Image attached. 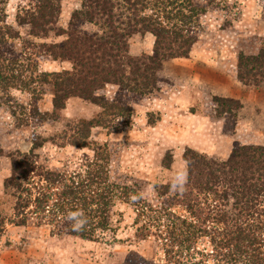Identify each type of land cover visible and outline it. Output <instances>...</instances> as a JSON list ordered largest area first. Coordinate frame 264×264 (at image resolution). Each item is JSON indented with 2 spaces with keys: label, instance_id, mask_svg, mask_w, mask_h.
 Segmentation results:
<instances>
[{
  "label": "rangeland",
  "instance_id": "obj_1",
  "mask_svg": "<svg viewBox=\"0 0 264 264\" xmlns=\"http://www.w3.org/2000/svg\"><path fill=\"white\" fill-rule=\"evenodd\" d=\"M1 1L0 12L5 10L4 20L17 37L5 47L10 63H3L0 76V219H5L0 264H173L166 227L173 217L190 222L191 215L173 204L174 190L165 197L161 193L179 184L182 173L187 180L186 150L223 161L237 144L264 146V83L241 82L238 72L240 56L264 50V0H193L199 26L189 57L164 62L157 89L149 95L124 93L115 85L98 91L110 101L122 98L133 114L128 123L109 117L115 129L94 128L88 147L70 143L82 138L81 124L102 114L101 107L71 99L54 114L52 75L71 72L73 63L56 59L42 46L61 45L67 36L35 37L30 27L18 25V13L34 8L37 0ZM81 8L82 0H61L58 27L67 31ZM86 28L99 31L95 25ZM155 41L151 33L131 36L130 55H152ZM217 97L240 104L233 116L223 112ZM96 152L107 163L111 183L124 188L116 193L104 229L92 228V239H84L47 213L34 214V206L23 215L26 224H19L24 219L15 212L17 198L5 188L12 155H34L41 170L85 176ZM192 249L208 255L213 247L204 237ZM204 260L215 264L210 257ZM182 261L194 264L201 257Z\"/></svg>",
  "mask_w": 264,
  "mask_h": 264
},
{
  "label": "trees",
  "instance_id": "obj_2",
  "mask_svg": "<svg viewBox=\"0 0 264 264\" xmlns=\"http://www.w3.org/2000/svg\"><path fill=\"white\" fill-rule=\"evenodd\" d=\"M4 1L1 2L5 4ZM116 1L82 0V8L74 12L67 31L57 25L61 0H37L34 8L23 9L17 15L18 25L30 27L35 37H48L50 33L67 36L61 45L42 46L48 47L56 59L73 63L71 72L52 75L54 114L65 109L71 99L103 110L95 119L81 124L82 138L70 143L72 146L88 147L91 131L96 127L115 129L109 117L122 118L127 123L132 118L133 108L126 101H110L98 96V91L115 85L124 93L149 95L157 89L163 63L188 58L197 42L194 33L199 26V13L193 0H122L123 5ZM1 12L0 76L3 63H10L4 57L5 47L17 37L4 20L5 10ZM88 25L98 26L99 31H89ZM147 33L156 38L154 53L130 55L128 39ZM238 68L241 82L262 85L264 50L258 56H240ZM215 100L223 112L232 116L240 106L230 99ZM184 159L188 165L187 180L182 187L180 183L162 187L165 192L161 193L165 197L174 190L173 204L182 205L191 215L190 222L173 217L174 221L166 227L170 229L166 241L170 243L167 254H174L172 263L186 264L182 258L192 260L198 255L201 261L194 264H210L204 260L207 257L215 264H264V146L237 144L223 161L187 149ZM171 163L166 167L170 168ZM11 165L12 174L6 179L5 188L17 198L16 214L23 216L34 206V214L47 213L60 226H71L72 234L84 239H92L94 229L107 226L116 193L124 190L111 183L107 163L97 152L85 176L41 170L30 154L12 155ZM38 177L40 182L35 181ZM41 180L44 183L40 186ZM82 212L86 213L82 218L87 223L77 229L76 221L69 217ZM22 219L19 224H26V217ZM4 224L5 219H0V233ZM87 228L92 232L84 233ZM204 237L210 239L212 253L205 255L194 249L193 257L191 246ZM174 246L181 250L175 251Z\"/></svg>",
  "mask_w": 264,
  "mask_h": 264
},
{
  "label": "clouds",
  "instance_id": "obj_3",
  "mask_svg": "<svg viewBox=\"0 0 264 264\" xmlns=\"http://www.w3.org/2000/svg\"><path fill=\"white\" fill-rule=\"evenodd\" d=\"M185 175L186 174L182 173L181 176L178 178V181L180 182L181 187L185 179ZM176 186H177L176 184L173 185V187H176ZM82 217H83V213H73L69 218L76 221V224L74 225V227L79 229V228H82L87 223V220Z\"/></svg>",
  "mask_w": 264,
  "mask_h": 264
}]
</instances>
